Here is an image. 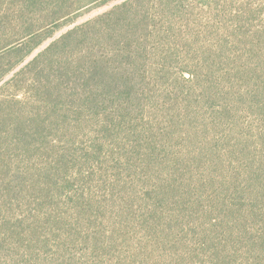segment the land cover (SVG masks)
Returning a JSON list of instances; mask_svg holds the SVG:
<instances>
[{"label": "rangeland", "instance_id": "374dc122", "mask_svg": "<svg viewBox=\"0 0 264 264\" xmlns=\"http://www.w3.org/2000/svg\"><path fill=\"white\" fill-rule=\"evenodd\" d=\"M126 1L71 0L76 11L68 5V17L47 23L50 32L42 33L41 45L26 62L54 40L98 21ZM27 2L0 0V35L6 36L0 43V67L20 58L19 52L3 56L15 42L28 47L38 43H29L25 28L43 23L49 14L31 5L19 13ZM44 2L49 8L50 2ZM149 4L159 26L148 43L159 45L156 67L169 71L170 79L168 85L158 83L154 108L145 116L166 124L154 142L164 148L168 168H152V175L148 170L146 177L141 173L132 179L121 169V186L112 181L116 173L110 174L109 185L99 189L100 212L79 215L74 243L62 252L53 247L59 252L55 255L52 249L36 248L52 254V264H215L221 245L238 251L244 245L259 246L264 237V0ZM186 71L194 73L191 84L182 79H189ZM170 176L168 185L175 183L180 191L162 198L160 194L159 199L146 195L151 177ZM211 201L219 204V211L209 213ZM227 204L238 219L229 220L228 211L223 214ZM212 220L219 225L208 228ZM204 240L211 241L204 245ZM234 255V264H242L241 253Z\"/></svg>", "mask_w": 264, "mask_h": 264}, {"label": "trees", "instance_id": "16d2710c", "mask_svg": "<svg viewBox=\"0 0 264 264\" xmlns=\"http://www.w3.org/2000/svg\"><path fill=\"white\" fill-rule=\"evenodd\" d=\"M27 1L19 13L31 5L49 16L25 28L24 37L38 41L36 47L15 42L3 50L5 57L19 52L20 58L0 67V93L5 90L0 94V264H52V254L59 253L54 248L62 252L74 243L79 215L100 212L99 189L109 185L110 174L116 173L112 181L121 186V169L132 179L168 168L164 148L154 142L166 124L145 116L154 108L158 83L168 85L170 79L169 71L156 67L159 45L148 43L159 26L153 0H128L54 40L29 62L42 33L50 32L47 23H59L72 13L68 7L78 6L71 0ZM5 39L0 35V43ZM24 48L30 49L23 53ZM184 74L191 84L194 73ZM171 178L151 177L146 195L159 199L180 191L175 183L168 185ZM211 202L209 213L219 205ZM224 209L229 220L238 219L229 204ZM258 245L238 251L221 245L213 261L234 264V254L241 253L242 264H264V237ZM39 246L54 253L37 252Z\"/></svg>", "mask_w": 264, "mask_h": 264}]
</instances>
